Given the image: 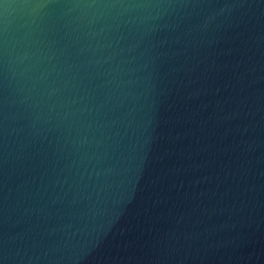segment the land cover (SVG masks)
I'll return each mask as SVG.
<instances>
[{
    "label": "water",
    "instance_id": "1",
    "mask_svg": "<svg viewBox=\"0 0 264 264\" xmlns=\"http://www.w3.org/2000/svg\"><path fill=\"white\" fill-rule=\"evenodd\" d=\"M0 264H264V0H0Z\"/></svg>",
    "mask_w": 264,
    "mask_h": 264
}]
</instances>
